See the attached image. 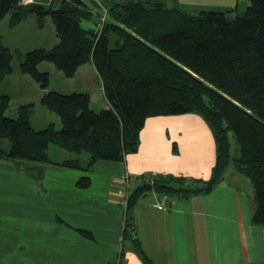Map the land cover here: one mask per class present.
<instances>
[{"label":"trees","instance_id":"obj_1","mask_svg":"<svg viewBox=\"0 0 264 264\" xmlns=\"http://www.w3.org/2000/svg\"><path fill=\"white\" fill-rule=\"evenodd\" d=\"M20 0H0V21L12 14L13 23L24 13L50 15L58 37L51 49L28 52L21 65L45 91L42 104L61 119L36 131L25 109L17 118L6 116L9 95H0V161L19 169L30 163L40 183L39 165L52 162L51 144L79 155H90L87 167L79 158L55 163L87 170L97 161L121 162L138 152L146 120L188 113L200 115L211 128L217 155L208 180L169 177L153 184L142 182L131 192L125 212L123 244H131L143 264H155L138 236L134 210L148 192L171 198L210 194L234 173L250 179L254 210L251 223L264 227V0H248L246 11L213 8L199 15L181 9L177 0H46L24 6ZM49 7L46 10V4ZM57 2L56 8H54ZM105 22L100 23L103 8ZM97 20L86 29L84 20ZM101 24V25H100ZM50 62L66 77L91 62L98 72L107 105L96 112L88 92L63 94L50 88V74L39 65ZM12 73V53L0 40V83ZM230 133L237 142L232 154ZM176 148V147H175ZM230 171H232V169ZM89 177L77 185L88 188ZM63 222L62 220L60 221ZM77 232L94 240L90 230ZM123 255L116 263L122 264Z\"/></svg>","mask_w":264,"mask_h":264},{"label":"crops","instance_id":"obj_2","mask_svg":"<svg viewBox=\"0 0 264 264\" xmlns=\"http://www.w3.org/2000/svg\"><path fill=\"white\" fill-rule=\"evenodd\" d=\"M177 1L207 10L235 8L238 14L247 0ZM86 89L82 91L90 94L91 105L98 103L94 107L100 111L106 107L104 91L101 101ZM216 155L211 128L200 115L188 113L148 118L138 152L121 162L100 160L87 170H75L55 164L76 158L71 152L60 153L63 160L39 165L40 183L29 175L30 163L18 169L0 161V264H109L120 255L122 264H143L131 244L121 253L123 176L131 175V192L153 174L158 180H208ZM235 174L229 170L227 176ZM227 176L210 194L166 197L165 210L157 209L150 198L137 203L138 236L155 264H264V229L251 223L241 184L229 188ZM82 177L90 178L88 188L77 185ZM77 228L90 230L94 240L80 236Z\"/></svg>","mask_w":264,"mask_h":264},{"label":"rangeland","instance_id":"obj_3","mask_svg":"<svg viewBox=\"0 0 264 264\" xmlns=\"http://www.w3.org/2000/svg\"><path fill=\"white\" fill-rule=\"evenodd\" d=\"M45 4L47 7L45 11H47L49 3ZM56 6L57 2L55 3L54 8H56ZM247 7L248 0L245 4H240L239 12L243 14ZM181 9L196 15H199L202 10H207L192 4H181ZM235 16L236 13L228 15L229 18H235ZM12 17V14H10L0 21V40L12 53V73L7 75L0 83V95H9L11 98L10 107L6 112V116L17 118L21 111L30 109V111L26 112L34 130H43L49 126L48 123L51 122V124H53V122L57 120L58 125H54V128L59 131L62 128V124H59L60 117L42 104V97L45 91L41 88L39 83H37L30 75L24 74L21 69V65L25 61V56L28 52L41 48L51 49L58 43L57 32L53 20L51 16L47 14L40 16L35 13H24V17L20 21L13 23L14 21ZM96 23V19L84 20L82 26L86 29L96 28ZM38 68L40 72H47L50 74V88L53 90L63 94H71L73 92H86L82 90L87 88L86 90L91 91L97 98H100L101 101L103 99V84L99 76L96 74L91 62L81 66L75 74L76 77L72 78L66 77L50 62H43ZM97 104L98 103L94 102L95 106H98ZM94 105L92 104L90 107L96 112H99L100 109H96ZM230 142L232 146L231 152L234 154L237 142L233 133H230ZM174 146L176 147L175 152L177 154V145ZM8 147L9 141L0 138V148ZM60 153L68 152L55 144L49 146L48 155L51 160H63ZM73 155L80 159L82 166L86 165L87 160L90 159V155L86 152L79 155L73 153ZM231 168H233V166L230 167V170ZM233 171L234 168L231 172ZM152 176L159 178V175L153 174ZM152 176H149V178ZM239 184H241V191L244 193L246 199L245 209L247 207L249 212H251L254 210V201L253 188L250 179L239 173L227 176L226 185H228L229 188L235 189L237 188V185L240 188ZM148 198H150L152 202H158V200H161L160 198L157 200V197L153 192H148L147 195L143 196L140 200H146ZM220 201V199L217 200L218 203ZM256 226H260L264 229L261 225Z\"/></svg>","mask_w":264,"mask_h":264},{"label":"built area","instance_id":"obj_4","mask_svg":"<svg viewBox=\"0 0 264 264\" xmlns=\"http://www.w3.org/2000/svg\"><path fill=\"white\" fill-rule=\"evenodd\" d=\"M35 2H36V0H20L19 3H20V5L27 6V5H30V4L35 3ZM105 17H106V10L103 8V14L100 17L101 19L99 20L101 24H103L105 22ZM131 178H132L131 175H129L128 173L125 174L122 178V187H121V191H120V194H121L120 204L125 208L127 207L129 197L131 195ZM155 180H156L155 176H152L150 178L147 177V178L143 179L144 182L150 183V184H153L155 182ZM156 197H157V200L159 198L161 200H158V202H156V204L154 206L159 210H165L166 209V203L164 202V200L166 199L167 196L159 197L158 195H156Z\"/></svg>","mask_w":264,"mask_h":264}]
</instances>
